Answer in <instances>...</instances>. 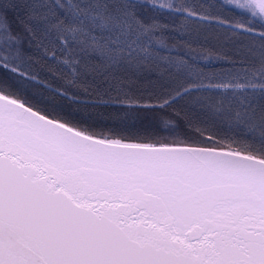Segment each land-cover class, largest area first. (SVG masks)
I'll use <instances>...</instances> for the list:
<instances>
[{"label": "snow or ice", "instance_id": "snow-or-ice-1", "mask_svg": "<svg viewBox=\"0 0 264 264\" xmlns=\"http://www.w3.org/2000/svg\"><path fill=\"white\" fill-rule=\"evenodd\" d=\"M0 264H264V0H0Z\"/></svg>", "mask_w": 264, "mask_h": 264}]
</instances>
